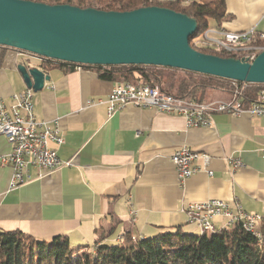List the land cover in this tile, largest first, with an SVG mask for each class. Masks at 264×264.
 I'll list each match as a JSON object with an SVG mask.
<instances>
[{
  "label": "crops",
  "instance_id": "crops-1",
  "mask_svg": "<svg viewBox=\"0 0 264 264\" xmlns=\"http://www.w3.org/2000/svg\"><path fill=\"white\" fill-rule=\"evenodd\" d=\"M225 3L228 17L209 19L211 27L243 31L256 26L264 32V0ZM29 61L42 67L34 55L0 46V99L11 102L14 94L29 89L18 71ZM47 73L51 79L45 87L31 90L34 114L59 122L65 142L53 147L72 164L16 188H11L12 167L0 164V231L19 230L42 241L66 235L72 248L95 244L102 228L107 234L117 231L115 238L125 230L135 238L149 237L177 227L188 231L192 224L185 206L204 200L259 213L264 226V117L215 113L211 126L191 128L185 117L153 108L129 106L109 116L98 100L107 98L117 81L102 79L95 68L53 67ZM211 97L207 102L232 95L219 89ZM185 145L208 154L210 161L200 158L203 170L180 183L171 156ZM10 150L0 135V158ZM230 156L244 165L233 171ZM29 172L38 174L34 167ZM226 221L215 219L218 231Z\"/></svg>",
  "mask_w": 264,
  "mask_h": 264
},
{
  "label": "trees",
  "instance_id": "trees-1",
  "mask_svg": "<svg viewBox=\"0 0 264 264\" xmlns=\"http://www.w3.org/2000/svg\"><path fill=\"white\" fill-rule=\"evenodd\" d=\"M47 4H71L81 8L106 11H131L140 7L160 6L188 14L198 21V31L190 44L198 51L222 57H244V52L229 53L202 47L198 37L209 27V19L220 22L228 17L225 0H31ZM264 47V39L255 41ZM3 47V46H2ZM221 50V49H220ZM21 51V50H20ZM25 52V51H23ZM29 55H32L29 53ZM43 58L45 71L60 67L66 71L95 68L102 79L137 82L159 86L180 97L199 99L209 88L231 90L233 80L153 65H86ZM177 72H181L178 74ZM254 90L264 84H253ZM252 95V96H253ZM262 238L247 231L242 224L230 225L221 231L186 233L180 227L155 236L139 237L125 230L119 240L113 230L92 245L74 251L69 237L56 235L50 241L37 240L19 230L0 231V264H264V226ZM211 232V233H208Z\"/></svg>",
  "mask_w": 264,
  "mask_h": 264
},
{
  "label": "water",
  "instance_id": "water-1",
  "mask_svg": "<svg viewBox=\"0 0 264 264\" xmlns=\"http://www.w3.org/2000/svg\"><path fill=\"white\" fill-rule=\"evenodd\" d=\"M197 31L196 18L160 6L106 11L0 0V46L72 63L153 65L264 84V50L253 60L204 53L190 44ZM18 71L34 91L51 79L30 61L21 62Z\"/></svg>",
  "mask_w": 264,
  "mask_h": 264
},
{
  "label": "built area",
  "instance_id": "built-area-1",
  "mask_svg": "<svg viewBox=\"0 0 264 264\" xmlns=\"http://www.w3.org/2000/svg\"><path fill=\"white\" fill-rule=\"evenodd\" d=\"M259 32L261 30L256 26L243 31H230L217 26L207 28L198 38L202 39V47L223 52L220 50V43L236 42L237 35L256 36ZM260 52L262 51L239 54H244V58L253 60ZM35 57L43 63V58ZM80 69H82L81 66L76 67V70ZM233 82L230 99L211 102L176 96L159 86L137 82H117L108 97L100 98L98 102L107 105L109 116L129 106L153 108L163 113L185 117L191 128L211 126L215 113L264 117V87L254 90L253 95L250 92L254 83L234 80ZM31 90L27 89L14 94L11 102L0 99V135L4 136L11 145L10 152L1 156L0 164L10 166L14 171L11 188L22 186L35 178L51 175L72 164L71 161H62L57 149L53 147V144L61 146L65 142L59 122H48L36 118ZM200 158L206 163L210 161L208 154L197 152L186 145L173 153L171 160L175 165L180 183H184L203 170L202 165L198 164ZM228 163L233 171L244 165L238 156H230ZM32 167L38 170L36 177H32L29 172ZM209 174H211L210 171ZM184 212L188 223L196 224L201 230L216 228L215 219L224 218L227 220L226 225L239 223L247 226L248 229L258 230L261 234L257 227L263 220L261 214L247 212L240 206H231L224 200L189 202ZM121 238L122 236H118L119 240Z\"/></svg>",
  "mask_w": 264,
  "mask_h": 264
},
{
  "label": "bare ground",
  "instance_id": "bare-ground-1",
  "mask_svg": "<svg viewBox=\"0 0 264 264\" xmlns=\"http://www.w3.org/2000/svg\"><path fill=\"white\" fill-rule=\"evenodd\" d=\"M264 39V32H259L256 36H250L248 34H240L236 36V42H227L220 43V49L229 53H250L252 51H263L264 47L256 44L255 41ZM198 43L202 44V39L198 38ZM242 43V44H240ZM259 54V53H258ZM244 58V57H242ZM230 225H226L224 228H227ZM244 228L249 231L255 233L258 237L262 238V235L258 232V230L248 229L247 226ZM202 233L206 231H217L216 228H208L207 230H200Z\"/></svg>",
  "mask_w": 264,
  "mask_h": 264
},
{
  "label": "rangeland",
  "instance_id": "rangeland-1",
  "mask_svg": "<svg viewBox=\"0 0 264 264\" xmlns=\"http://www.w3.org/2000/svg\"><path fill=\"white\" fill-rule=\"evenodd\" d=\"M178 74H180L181 72H177ZM212 90H214V91H212ZM217 90H219V89H211V88H209V89H207L206 91H205V93H203V94H199V96H198V98L200 99V100H203V101H205V102H207V101H209V100H211L212 99V94H213V92H215V91H217ZM257 227L258 228H262V226L260 225V224H258L257 225ZM102 230H103V234H102V236L104 237V236H106V235H108L106 232H108V229H104V228H102ZM222 230V229H221ZM165 231H169V230H162L161 232H152V234H154V235H150V236H155V235H158L159 233H162V232H165ZM183 232H186V233H194V234H198L199 233V228H198V226L196 225V224H192V226H190V228H189V230L187 231V230H182ZM119 232H120V230H119ZM117 231L112 235L113 236V238H115L116 236H117ZM90 246V249H92V244H90L89 245ZM79 249H80V246L78 247H75V248H73V250L74 251H77V253L78 252H80V253H82V252H84V251H86V250H89V249H83L82 251L80 250L79 251Z\"/></svg>",
  "mask_w": 264,
  "mask_h": 264
}]
</instances>
